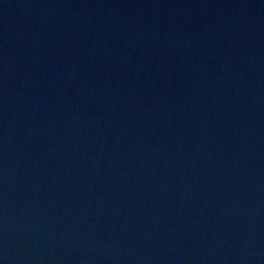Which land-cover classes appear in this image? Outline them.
Masks as SVG:
<instances>
[{
    "label": "water",
    "instance_id": "95a60500",
    "mask_svg": "<svg viewBox=\"0 0 264 264\" xmlns=\"http://www.w3.org/2000/svg\"><path fill=\"white\" fill-rule=\"evenodd\" d=\"M0 264H264V0H0Z\"/></svg>",
    "mask_w": 264,
    "mask_h": 264
}]
</instances>
